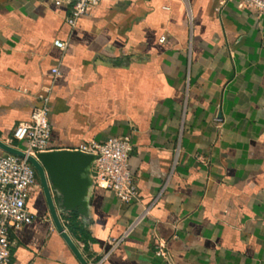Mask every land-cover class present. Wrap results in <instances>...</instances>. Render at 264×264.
<instances>
[{
  "label": "crops",
  "instance_id": "crops-1",
  "mask_svg": "<svg viewBox=\"0 0 264 264\" xmlns=\"http://www.w3.org/2000/svg\"><path fill=\"white\" fill-rule=\"evenodd\" d=\"M68 15L0 0V140L45 96L50 150L131 136L137 198L93 186L81 240L59 214L87 263L264 264V17L238 0L104 1L74 26ZM27 206L10 264H80L41 190Z\"/></svg>",
  "mask_w": 264,
  "mask_h": 264
},
{
  "label": "built area",
  "instance_id": "built-area-1",
  "mask_svg": "<svg viewBox=\"0 0 264 264\" xmlns=\"http://www.w3.org/2000/svg\"><path fill=\"white\" fill-rule=\"evenodd\" d=\"M51 1L57 5L69 6L66 22L74 26L80 16L87 14L100 2L112 0ZM238 2L257 17H264V0ZM54 46L62 51L66 48L65 43L60 41H54ZM51 75L54 79L58 78L59 69L52 68ZM48 113L49 97L45 96L42 105L32 111L30 119L13 129L8 144L22 151L25 157L0 151V264H10L11 232L32 223L35 219L27 205L32 193L36 189L40 190V185L37 173L28 162L27 156L36 158L39 153L51 151L48 145L51 132ZM78 150L96 157L91 166L94 186L112 193L124 203L137 198L138 190L129 168V157L133 150L130 135L109 137L103 143H89L82 145Z\"/></svg>",
  "mask_w": 264,
  "mask_h": 264
},
{
  "label": "water",
  "instance_id": "water-1",
  "mask_svg": "<svg viewBox=\"0 0 264 264\" xmlns=\"http://www.w3.org/2000/svg\"><path fill=\"white\" fill-rule=\"evenodd\" d=\"M0 151L25 157L22 151L1 140ZM95 159V155L77 149L51 150L39 153L36 158L27 156L37 173L48 215L80 264L88 263L64 229L59 214L74 212L81 217L88 216L89 192L94 186L91 166Z\"/></svg>",
  "mask_w": 264,
  "mask_h": 264
},
{
  "label": "trees",
  "instance_id": "trees-1",
  "mask_svg": "<svg viewBox=\"0 0 264 264\" xmlns=\"http://www.w3.org/2000/svg\"><path fill=\"white\" fill-rule=\"evenodd\" d=\"M78 215L74 212L68 213V216L65 218L67 224L66 227L68 231L76 237L78 240H81V237L83 235V230L81 227V224L77 220Z\"/></svg>",
  "mask_w": 264,
  "mask_h": 264
}]
</instances>
